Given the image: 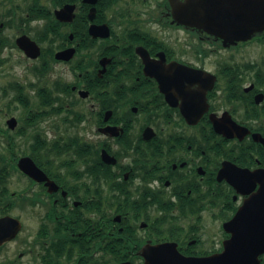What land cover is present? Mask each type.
Segmentation results:
<instances>
[{
  "label": "flooded vegetation",
  "instance_id": "af4514ba",
  "mask_svg": "<svg viewBox=\"0 0 264 264\" xmlns=\"http://www.w3.org/2000/svg\"><path fill=\"white\" fill-rule=\"evenodd\" d=\"M252 43L264 32L219 38L177 22L169 0H0V264L223 253L264 175V55L240 56ZM204 46L218 51L214 84L193 94L166 67L207 69Z\"/></svg>",
  "mask_w": 264,
  "mask_h": 264
},
{
  "label": "water",
  "instance_id": "95a60500",
  "mask_svg": "<svg viewBox=\"0 0 264 264\" xmlns=\"http://www.w3.org/2000/svg\"><path fill=\"white\" fill-rule=\"evenodd\" d=\"M89 1V0H88ZM95 1V0H91ZM175 20L179 23H190L192 27L203 28L208 32L231 41L245 40L256 32L264 30V0H169ZM72 5L65 4L57 16L61 20H70ZM23 39V38H21ZM28 39V38H27ZM29 40V39H28ZM30 41V40H29ZM168 67V68H167ZM166 67V71L174 74V79L185 75L191 82L187 89L193 94L205 93L211 88L214 77L207 71L195 68L172 64ZM172 76V75H171ZM207 81L208 85H199L194 88L197 82ZM25 171L35 165L25 158ZM22 168V165H21ZM37 169L34 178H38ZM260 175V186L246 198L239 207L234 218L226 224V229L231 233L229 240L225 242L223 253L210 257L194 260L193 258L181 257L182 264H259V254L264 252V175ZM10 217L0 218V225L4 221H10ZM13 236L20 228L17 219ZM0 226V242L8 238ZM160 247H157L158 249ZM161 259V258H160ZM162 260V259H161ZM146 264H170L165 261L146 262Z\"/></svg>",
  "mask_w": 264,
  "mask_h": 264
},
{
  "label": "rangeland",
  "instance_id": "374dc122",
  "mask_svg": "<svg viewBox=\"0 0 264 264\" xmlns=\"http://www.w3.org/2000/svg\"><path fill=\"white\" fill-rule=\"evenodd\" d=\"M154 2V1H153ZM11 31L7 28L5 30V33L8 34L10 33ZM197 42L193 40V44H196ZM203 48L207 49L209 52H208V57L205 58V60H200L201 63H203L205 65V67L209 70H214L215 67H216V60H217V57H218V51L217 49H215L214 46H204ZM241 53H243L244 56H242V54H240L241 57H246L247 58H256L258 59V57H263L264 55V44H259V43H252L249 47L245 48L243 51H241ZM18 55V53H16ZM15 58V57H14ZM264 58V57H263ZM17 60V59H16ZM16 60H13L11 59V61H16ZM194 60V58H193ZM14 62H11V67H6V70L7 71H10L12 72L13 69H12V65H13ZM8 115L6 113V111L3 109L2 111L0 110V120H3L5 118V116ZM16 177V176H15ZM14 176L10 177L7 181L8 183V187L10 190H15L17 188H21L22 187V183H20L18 186H16V183L17 182V178H15ZM21 215H22V221H23V224L25 225V227L29 226V224H33V223H36L37 221V217L36 215L31 212L30 216L28 217V215L25 214V212H20ZM26 230H24L25 232ZM24 232L21 234V240H23V236H24ZM12 250L15 249V252L17 253L20 246H18L17 244H12L9 246ZM20 263H24V261H20Z\"/></svg>",
  "mask_w": 264,
  "mask_h": 264
},
{
  "label": "trees",
  "instance_id": "16d2710c",
  "mask_svg": "<svg viewBox=\"0 0 264 264\" xmlns=\"http://www.w3.org/2000/svg\"><path fill=\"white\" fill-rule=\"evenodd\" d=\"M4 183V178L0 176V184Z\"/></svg>",
  "mask_w": 264,
  "mask_h": 264
}]
</instances>
